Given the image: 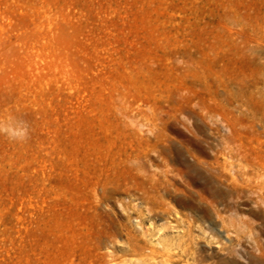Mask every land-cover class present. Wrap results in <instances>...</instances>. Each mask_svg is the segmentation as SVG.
Wrapping results in <instances>:
<instances>
[{
	"label": "rangeland",
	"instance_id": "374dc122",
	"mask_svg": "<svg viewBox=\"0 0 264 264\" xmlns=\"http://www.w3.org/2000/svg\"><path fill=\"white\" fill-rule=\"evenodd\" d=\"M0 264H264V0H0Z\"/></svg>",
	"mask_w": 264,
	"mask_h": 264
}]
</instances>
